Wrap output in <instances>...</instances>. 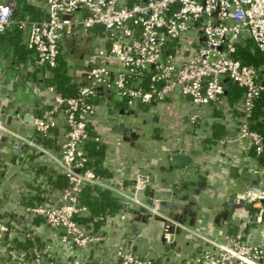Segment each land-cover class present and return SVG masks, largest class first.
I'll return each instance as SVG.
<instances>
[{
	"label": "built area",
	"instance_id": "1",
	"mask_svg": "<svg viewBox=\"0 0 264 264\" xmlns=\"http://www.w3.org/2000/svg\"><path fill=\"white\" fill-rule=\"evenodd\" d=\"M41 1L46 6L45 17L17 20L19 28L27 30V48L38 67L56 66L63 37L75 32L99 29L102 46L95 51L86 82L75 96H64L52 87L54 105L32 120L34 134L12 135L15 148L23 145L46 155L69 186L53 204L19 201L32 221L21 233L0 219V264H154L155 260L157 264H264V182L235 196V201L242 200L247 207L234 212L238 229L218 240L161 210L160 199L144 193L146 174H138L130 185H119L87 165L84 149L101 88L144 105L170 102L174 97L188 101L192 111L186 116V126L194 131L201 124L203 108L221 109L228 103L224 84L228 80L242 90L235 102L245 171L264 180L260 160L264 137L252 128L255 101L264 92V62L250 65L238 56L239 46H248L264 58V0ZM14 7L13 1L0 2V34L14 24ZM59 110L66 129L58 151L53 152L38 134L51 136L54 113ZM0 131H5L1 122ZM250 151L252 156H247ZM86 186L116 196L123 205L118 214L135 208L148 221L159 218L165 252L180 254L177 229L187 232L193 246L184 262L172 263L167 254L158 259L151 251L137 255L128 248L130 240L125 234L114 233L105 222L96 226L80 219L88 214L87 207L78 202ZM36 223L43 228L40 235L31 228ZM33 237L43 239L44 247L33 243L21 248L15 241ZM105 256L108 260L104 262Z\"/></svg>",
	"mask_w": 264,
	"mask_h": 264
},
{
	"label": "crops",
	"instance_id": "2",
	"mask_svg": "<svg viewBox=\"0 0 264 264\" xmlns=\"http://www.w3.org/2000/svg\"><path fill=\"white\" fill-rule=\"evenodd\" d=\"M9 1L12 0H0ZM37 4L46 10L43 1L37 0ZM98 34L99 29L79 31L62 40L64 51L77 52L74 66L66 57L71 81L86 82V73L81 70L86 65V38L93 42ZM27 37V30H14L13 26L0 36V122L5 127V131H0V219L9 220L17 233L32 222L19 201L27 203V198H31L32 202L53 204L62 190L56 185L57 175L63 174L46 155L23 145L14 147L17 141L13 133L32 136V120L54 105V90L45 84L34 54L27 48ZM116 96L101 88L89 123L103 144V177L124 186L130 185L138 174H146L147 196L191 203L196 211L195 224L189 225L187 216L182 223L185 226L218 240L223 239V234L235 232L238 224L234 212L247 207L244 201H235V196L248 186L264 182L244 168L246 158L240 155L243 144L238 140V98L228 100L221 109L203 108L201 124L193 131L186 126V116L192 111L188 101L174 97L170 102L144 105ZM27 116L32 120H26ZM54 121L50 137L53 146L48 148L57 152L66 129L61 110L54 113ZM178 151L187 155L183 166L171 163L168 152ZM247 154L252 156L251 151ZM118 210L104 224L114 233L129 237L128 248L135 254L151 251L158 259L167 254L172 263L184 262L193 246L187 232L177 229L180 254L165 252L159 218L148 221L143 211L135 208L124 215ZM134 211L140 213V218H133ZM174 212L182 210L175 208ZM127 220L132 221L137 232ZM34 226L31 228L40 235L43 228L37 223ZM107 260L105 256L104 262Z\"/></svg>",
	"mask_w": 264,
	"mask_h": 264
},
{
	"label": "trees",
	"instance_id": "3",
	"mask_svg": "<svg viewBox=\"0 0 264 264\" xmlns=\"http://www.w3.org/2000/svg\"><path fill=\"white\" fill-rule=\"evenodd\" d=\"M12 1L15 3L13 15L14 24L12 25L14 30L19 29L17 24V20L19 19L36 20L46 16L45 8L38 5L37 0ZM132 1L133 0H129V2ZM5 31L1 33L0 36L3 35ZM65 54L64 49L61 47L60 56L56 66H39V68L43 73L46 85L53 87L55 91L64 96H75L80 84L76 81L70 80L71 66L67 63ZM238 56L243 63L250 65L258 66L264 62V58L256 50L250 51L248 46H239ZM224 84L227 88V92L225 94L227 100L239 98L242 93V90L239 87L231 84L228 80H224ZM122 99L126 102L128 101L127 98ZM94 102L97 103L98 98H96ZM253 119L254 123L252 124V128L259 131L264 137V92H262L260 97L255 101ZM217 128L218 127L216 126V129ZM88 132L89 138L86 140L84 145V149L86 150V155L88 157L87 165L91 167L96 174L103 176L106 172L100 165V159L103 153V144L92 126H88ZM50 137L51 136L49 135L38 134L39 140L46 147H51L52 145ZM260 160L264 163V155L260 157ZM56 185L62 188V190L69 186L68 179L64 174L57 175ZM36 201L32 202L31 198H27L26 204H39L38 200ZM78 202L80 205H84L88 209V214L80 217V219L85 220L86 222H91L96 226L101 225L110 214H113L118 209L123 207L119 199L110 192L105 190H95L89 186L81 188L78 196ZM3 220L7 219L3 218ZM7 221L10 223L9 220ZM15 241L17 246L21 248H27L33 243L38 244V247L40 248H43L45 245V241L39 237L28 238L24 242L21 240ZM60 263L62 264V262ZM154 264H157L156 260Z\"/></svg>",
	"mask_w": 264,
	"mask_h": 264
},
{
	"label": "water",
	"instance_id": "4",
	"mask_svg": "<svg viewBox=\"0 0 264 264\" xmlns=\"http://www.w3.org/2000/svg\"><path fill=\"white\" fill-rule=\"evenodd\" d=\"M68 38H69L68 36H64L63 37V39H68ZM92 45H93L92 48H93L94 51H96L99 47L102 46V44H101L99 39L94 40L92 42ZM92 64H93V61L92 62L91 61L88 62L87 66L85 65L84 68H81L82 72L83 73H87V71L90 69ZM116 97H118V96H116ZM26 120H32V117L31 116H27ZM168 153L170 154L171 163L173 165L183 166V165L186 164L187 155H186L185 152L178 151V152H168ZM240 203L243 204V201L241 200ZM158 205H159L161 210L166 212L171 218H173L177 222L184 223L186 217L188 216L189 217L188 224L191 225V226L195 224L196 211L194 210V208H192L191 203L188 202V203L182 204V203L177 202V201L160 200ZM175 208L181 209L182 212L177 214L176 212H174ZM133 214H134V217H133L134 219L140 218V213L138 211H134ZM127 223L129 225H131V227H132V221L127 220ZM132 230L134 232L138 231L137 229H134L133 227H132ZM165 261H166V259H165Z\"/></svg>",
	"mask_w": 264,
	"mask_h": 264
},
{
	"label": "flooded vegetation",
	"instance_id": "5",
	"mask_svg": "<svg viewBox=\"0 0 264 264\" xmlns=\"http://www.w3.org/2000/svg\"><path fill=\"white\" fill-rule=\"evenodd\" d=\"M92 46V42L86 38V66L88 65V62H92L95 58V51Z\"/></svg>",
	"mask_w": 264,
	"mask_h": 264
},
{
	"label": "rangeland",
	"instance_id": "6",
	"mask_svg": "<svg viewBox=\"0 0 264 264\" xmlns=\"http://www.w3.org/2000/svg\"><path fill=\"white\" fill-rule=\"evenodd\" d=\"M65 53H66L65 56L68 55L66 57H68V59L70 60V63L72 64V66H74L76 58H77V52L74 50H66Z\"/></svg>",
	"mask_w": 264,
	"mask_h": 264
}]
</instances>
